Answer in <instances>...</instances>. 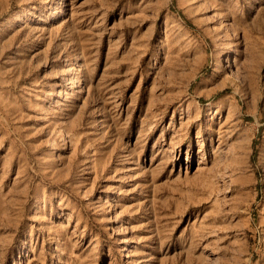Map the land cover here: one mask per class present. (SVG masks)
I'll return each instance as SVG.
<instances>
[{
	"label": "rangeland",
	"instance_id": "1",
	"mask_svg": "<svg viewBox=\"0 0 264 264\" xmlns=\"http://www.w3.org/2000/svg\"><path fill=\"white\" fill-rule=\"evenodd\" d=\"M0 264H264V0H0Z\"/></svg>",
	"mask_w": 264,
	"mask_h": 264
}]
</instances>
